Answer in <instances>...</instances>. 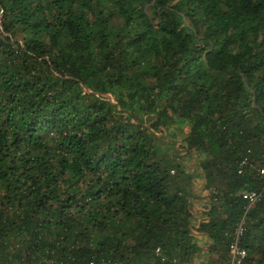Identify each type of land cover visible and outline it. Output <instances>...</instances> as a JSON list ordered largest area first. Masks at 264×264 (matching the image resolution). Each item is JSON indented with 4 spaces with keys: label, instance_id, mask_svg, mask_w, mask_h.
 <instances>
[{
    "label": "trees",
    "instance_id": "obj_1",
    "mask_svg": "<svg viewBox=\"0 0 264 264\" xmlns=\"http://www.w3.org/2000/svg\"><path fill=\"white\" fill-rule=\"evenodd\" d=\"M263 169L264 0H0V264H264Z\"/></svg>",
    "mask_w": 264,
    "mask_h": 264
},
{
    "label": "built area",
    "instance_id": "obj_2",
    "mask_svg": "<svg viewBox=\"0 0 264 264\" xmlns=\"http://www.w3.org/2000/svg\"><path fill=\"white\" fill-rule=\"evenodd\" d=\"M261 172H264V169L261 170ZM244 197H247L249 200L253 201L257 198V194L252 192L245 194ZM241 232H242V227L239 225L235 232L236 234L235 239L229 245L227 264H241L243 258L246 255V251L243 248H241L237 242L238 236L241 234ZM174 264L177 263L174 262Z\"/></svg>",
    "mask_w": 264,
    "mask_h": 264
},
{
    "label": "crops",
    "instance_id": "obj_3",
    "mask_svg": "<svg viewBox=\"0 0 264 264\" xmlns=\"http://www.w3.org/2000/svg\"><path fill=\"white\" fill-rule=\"evenodd\" d=\"M199 244H201L202 246V251L200 252V255H197L194 259H193V263L192 264H203L207 261L209 254L204 251V249H206V245H208V240L207 237H199L198 238Z\"/></svg>",
    "mask_w": 264,
    "mask_h": 264
}]
</instances>
